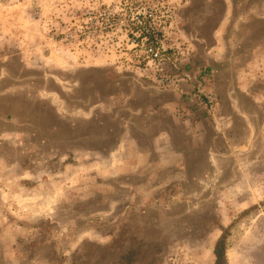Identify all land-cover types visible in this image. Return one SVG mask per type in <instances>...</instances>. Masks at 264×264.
Returning a JSON list of instances; mask_svg holds the SVG:
<instances>
[{
	"label": "rangeland",
	"instance_id": "rangeland-1",
	"mask_svg": "<svg viewBox=\"0 0 264 264\" xmlns=\"http://www.w3.org/2000/svg\"><path fill=\"white\" fill-rule=\"evenodd\" d=\"M165 1L193 50L183 70L215 73L228 101L237 85L264 93V0ZM125 2L0 0V264H214L222 238L227 264H264V192L245 210L247 191L155 204L135 191L144 178L120 175L144 80L124 61ZM263 136L219 180L263 184Z\"/></svg>",
	"mask_w": 264,
	"mask_h": 264
},
{
	"label": "crops",
	"instance_id": "crops-1",
	"mask_svg": "<svg viewBox=\"0 0 264 264\" xmlns=\"http://www.w3.org/2000/svg\"><path fill=\"white\" fill-rule=\"evenodd\" d=\"M199 67L189 69L187 79L176 91H161L145 80L140 83L132 105L137 118L134 133H126L115 148L129 153L121 158L120 175L144 178L146 184L135 187V191L151 195L155 204L159 201L155 194L163 191H247L248 197L233 204L245 210L259 203L264 183L248 185L244 190L240 182L224 184L219 179L233 174L238 177L240 152L264 135V93L249 94L237 85L228 101L218 90V76H209L212 84ZM209 67L213 73L216 67ZM211 85L218 91L219 104L208 114L202 100L213 92Z\"/></svg>",
	"mask_w": 264,
	"mask_h": 264
},
{
	"label": "built area",
	"instance_id": "built-area-1",
	"mask_svg": "<svg viewBox=\"0 0 264 264\" xmlns=\"http://www.w3.org/2000/svg\"><path fill=\"white\" fill-rule=\"evenodd\" d=\"M123 11L127 13L122 20L126 24L124 61L137 76L156 88L179 90L187 79L184 58H191L193 50L179 29L177 6L165 0H126ZM105 15L106 26L112 28V18ZM202 103L213 111L218 99L209 93Z\"/></svg>",
	"mask_w": 264,
	"mask_h": 264
},
{
	"label": "trees",
	"instance_id": "trees-1",
	"mask_svg": "<svg viewBox=\"0 0 264 264\" xmlns=\"http://www.w3.org/2000/svg\"><path fill=\"white\" fill-rule=\"evenodd\" d=\"M226 241L225 238L220 239L214 249L215 263L214 264H227L226 259Z\"/></svg>",
	"mask_w": 264,
	"mask_h": 264
}]
</instances>
